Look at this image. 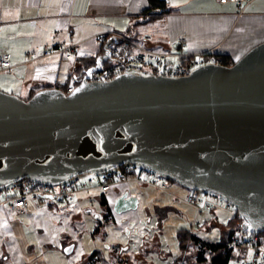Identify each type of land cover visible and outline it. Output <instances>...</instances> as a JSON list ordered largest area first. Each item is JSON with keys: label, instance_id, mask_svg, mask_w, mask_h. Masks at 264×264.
Listing matches in <instances>:
<instances>
[{"label": "water", "instance_id": "water-1", "mask_svg": "<svg viewBox=\"0 0 264 264\" xmlns=\"http://www.w3.org/2000/svg\"><path fill=\"white\" fill-rule=\"evenodd\" d=\"M115 39L69 92L44 87L25 99L0 89V188L22 178L57 185L131 162L222 193L244 216V230L263 231L264 40L230 65L205 63L183 76L90 80ZM137 204L123 193L112 211Z\"/></svg>", "mask_w": 264, "mask_h": 264}, {"label": "crops", "instance_id": "crops-1", "mask_svg": "<svg viewBox=\"0 0 264 264\" xmlns=\"http://www.w3.org/2000/svg\"><path fill=\"white\" fill-rule=\"evenodd\" d=\"M162 1L150 8V0H0V57L7 58L14 65L11 73L0 71V77H3L0 81L6 79L1 83L28 94L44 87L68 85L73 82V71L79 57L95 56L105 37L117 32H133L139 36L141 33H136L135 24L152 19L154 23L148 26L151 39L147 44L157 51L179 50L176 40L183 34L186 42L182 50L192 54L212 50L213 53L228 55L235 61L255 42L264 39V36L261 37L264 34V0H247L243 3L220 0ZM148 7L151 10L143 13ZM155 12L156 15L151 17ZM241 18H244L247 29L253 23L252 31H261L262 34L255 38V33H250L241 39V43L229 40L232 25H236ZM162 19H165V23L160 22ZM62 41L79 45L76 58H66L57 52L45 55L46 49ZM82 179L92 180V177ZM140 186H147L157 196L148 200L140 191ZM166 187L162 189L129 179L112 185L107 194H103L99 188L80 190L70 202H59L47 195L40 200L30 199L24 213L12 212L3 201L7 195L3 192L0 196V262L51 264L50 261H53V264H60L57 262L58 250L56 254L53 253L56 256L54 260L45 254V249L50 245L63 247L62 237L68 230L65 225L67 219L64 218L60 225L56 216L68 215L72 203L76 210L93 216L100 223L112 216L118 228L131 235L132 231L136 233L137 223L148 222L152 214L161 218L173 213L181 216L179 207L164 200L170 195L183 199V203L193 212V221L204 214L203 221L218 225L222 232L226 223L218 221L217 209L198 216L194 206L185 200L188 194L180 198L169 190L165 191ZM163 190L168 195L159 196ZM96 191L100 192L97 194ZM123 193L138 197L136 208L119 213L112 211L114 200ZM101 198L105 203L101 202ZM94 203L98 205L97 208L92 206ZM106 207L111 210L108 211ZM72 212L74 216L80 214ZM128 226L130 228L127 229ZM191 229L194 230L193 226Z\"/></svg>", "mask_w": 264, "mask_h": 264}, {"label": "built area", "instance_id": "built-area-1", "mask_svg": "<svg viewBox=\"0 0 264 264\" xmlns=\"http://www.w3.org/2000/svg\"><path fill=\"white\" fill-rule=\"evenodd\" d=\"M247 0H220V2L243 3ZM115 41L110 45V56L106 64L104 61L101 67L95 69L90 80H109L121 73L135 72L143 74H164L171 77L189 74L196 66L205 63H220L218 57L212 50H204L198 54L182 50V45L186 42V36L181 34L176 42L179 50L157 51L149 47L147 42L151 36L148 32L139 36L133 32L115 33ZM101 36H99V39ZM79 45L77 43L62 41L52 48L45 50V55L51 53H61L66 58H76ZM13 64L7 58L0 57V71L11 73ZM73 83L67 86V92L72 90ZM139 166V165H138ZM134 179L143 184H150L164 189L166 185L162 181V176L152 168L139 166L136 168L131 162H126L121 166L110 169L102 173L101 181L93 183L90 179H82L76 175L57 185L37 183L29 178H22L0 188V196L5 192L6 201L12 212H26L30 199H41L47 195L59 202H70L74 199L76 192L80 190H92L99 188L103 194H107L111 186L118 182ZM10 192V193H9ZM185 200L194 206L196 215L204 211L224 209L231 213L238 220L230 240L227 242L231 258L227 264H264V230L259 232H249L242 228L245 221L240 211L231 204L222 193L203 189L199 195L189 193ZM191 231H193L191 229Z\"/></svg>", "mask_w": 264, "mask_h": 264}, {"label": "rangeland", "instance_id": "rangeland-1", "mask_svg": "<svg viewBox=\"0 0 264 264\" xmlns=\"http://www.w3.org/2000/svg\"><path fill=\"white\" fill-rule=\"evenodd\" d=\"M243 19L244 18H241L236 25L235 23L232 25L230 32L233 31L229 40H235L236 43H241V39L244 36L250 35V33H255V38L262 34L261 31H252V29H254L251 28L253 23L250 25L249 29H247V24L244 25ZM160 22L165 23V19L160 20ZM152 23H154L153 19L146 23L141 22L140 24H135L136 33L148 32V26ZM263 36L264 34L261 35V37ZM259 42H255V44ZM5 80L6 79H2V81ZM2 81H0V83ZM0 89L17 94L21 98L29 97L27 92L13 90L3 83L0 84ZM135 167L139 168L138 165H135ZM78 176H80V178L92 177V182L97 183L102 173L84 172ZM162 181L167 186L165 191L169 190L179 195L180 198H184L189 193L199 195L202 191L192 190L164 177H162ZM140 189L148 200L157 196L156 192L150 190L147 186H140ZM99 192L100 191H96L97 194ZM164 194L168 195L163 190L162 194L159 193V196ZM164 200L167 203L179 207L181 216L173 213L169 214L168 217L161 218L158 215L152 214V218L151 220L148 219V222H146V220L145 222H138L135 228L137 232L134 233L132 231L131 235L127 234L125 230L123 231L118 228V224L112 216L107 217L106 220L100 223V221L96 220L93 216H86L83 211L80 212V210H76L73 207L74 203H72L68 215L56 216V221L60 225L64 218L67 219L65 225L68 227V230H66V235L62 237L63 247L56 248L52 245L47 246L45 254L49 256V258L56 260V256L53 253L56 254V250H58L57 252H59V255H57V257L59 258L57 262L60 264H92L93 259L96 260L95 264H171L174 260L188 258H190L192 264H204L197 258L198 246L195 244H189L188 248L182 251L177 230L179 228L189 230L190 227L193 226V233L199 238L207 241H217V239L220 238V227L210 224L211 221H203L204 214L201 216L198 215L199 218L197 217L198 219L193 221V212L183 203V199H176L174 196L169 195L164 198ZM92 206L97 208L98 205L94 203ZM72 211H77V213L80 212L79 216H74ZM215 213H217L218 221L222 223H226L227 218L233 216L231 213L221 209H217ZM28 233L31 232L29 231ZM71 244L73 245L72 250L70 252H65V247ZM94 249H99L103 256L99 259H97L98 256L89 258ZM50 262L51 264L54 263L53 261ZM0 264L3 263L0 262Z\"/></svg>", "mask_w": 264, "mask_h": 264}, {"label": "trees", "instance_id": "trees-1", "mask_svg": "<svg viewBox=\"0 0 264 264\" xmlns=\"http://www.w3.org/2000/svg\"><path fill=\"white\" fill-rule=\"evenodd\" d=\"M150 3L152 5H150L149 7L153 8L155 4L159 5L163 3V1L162 0H150ZM149 7L145 9L144 12L143 11L142 12L145 13L151 10L149 9ZM154 15H156V12L152 13L151 17H153ZM108 37L109 36H106L103 42L100 44V47L95 56L89 57V58L88 57L78 58L76 65L74 67V71H73V82L72 83L74 85L77 84L82 79L86 70L95 64L96 56L104 53V44ZM215 55L216 57H218L219 62L222 64L230 65L234 62L233 60H231V58L228 55L218 54V53H215ZM106 62L107 60L104 61V64H106ZM68 85L62 84V85H56L55 87H58L64 90L65 92H67ZM33 93L34 92L30 93L28 96L30 97ZM101 199H102L101 202L105 203L104 198H101ZM106 208L108 211L110 210V207H106ZM106 214L108 215V213ZM236 226H238L237 218L235 216L229 217L225 224V227L223 228L220 234V238L217 241L203 240L199 238L197 235H195L191 230L179 228L177 230V235L179 239L180 248L182 249V251H185L188 248L189 244H195L196 246H198L197 258L201 260L204 264L206 263L207 264H227L231 258V251H230V248L227 242L230 240ZM95 254H98L97 259L103 256L100 250H94L90 254L89 258H91L92 256H97ZM95 261L96 260L93 259L92 264H95ZM171 264H192V263L190 262V258H188V259H183V260L182 259L174 260Z\"/></svg>", "mask_w": 264, "mask_h": 264}, {"label": "snow or ice", "instance_id": "snow-or-ice-1", "mask_svg": "<svg viewBox=\"0 0 264 264\" xmlns=\"http://www.w3.org/2000/svg\"><path fill=\"white\" fill-rule=\"evenodd\" d=\"M77 91H78V89H77ZM66 251H67V249H65Z\"/></svg>", "mask_w": 264, "mask_h": 264}]
</instances>
